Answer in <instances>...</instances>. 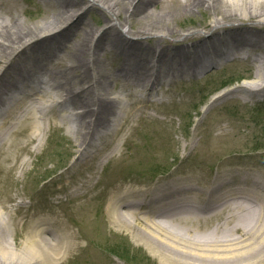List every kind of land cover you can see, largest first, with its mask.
<instances>
[{"label":"bare ground","instance_id":"bare-ground-1","mask_svg":"<svg viewBox=\"0 0 264 264\" xmlns=\"http://www.w3.org/2000/svg\"><path fill=\"white\" fill-rule=\"evenodd\" d=\"M204 12L211 20L194 24ZM242 61L253 67L254 79L204 112L219 101L264 97V0H0V147L31 121L29 144L39 147L52 126H61L74 139L75 167L117 166L124 130L140 124L147 107L177 102L174 85ZM11 146L21 150L17 141ZM168 180L143 188L106 179L111 225L162 264L264 263V205L253 201L264 200V181H236L225 172L206 185L184 171ZM81 189L73 199L84 197ZM13 200L0 196V264H65L79 250L83 236L61 213L27 215L20 202V214L12 215L6 204ZM218 217L213 227H202Z\"/></svg>","mask_w":264,"mask_h":264},{"label":"rangeland","instance_id":"rangeland-1","mask_svg":"<svg viewBox=\"0 0 264 264\" xmlns=\"http://www.w3.org/2000/svg\"><path fill=\"white\" fill-rule=\"evenodd\" d=\"M39 8V5L31 7ZM93 13V18H98L101 24L99 12ZM191 20L194 24L210 21L211 15L197 13ZM253 79V67L242 61L226 69H214L196 81L174 85L170 89L178 94L179 101L147 107L142 113L143 121L124 130L123 141L127 143L123 146L122 162L117 166L109 164L104 170L100 167L87 171L74 166L76 156L71 148L74 139L61 126L57 129L52 126L39 147L35 146L37 142L29 144L33 123L27 121L25 129L16 128L18 135H8L0 147V174L3 173L0 196L14 197L13 202L6 204L8 212L20 214L19 203L23 202L25 207L21 210L27 215L33 210L54 209L61 213L64 221L83 236L79 250L65 264H162L131 234L111 225L106 213L111 188H106L104 181L107 179L115 186L121 178L124 184L130 183L128 186L152 188L157 182H169V176L183 171L206 185L225 172L236 181L244 176L264 181V97L261 101L223 100L206 112L203 110L218 96ZM154 114L162 121H154ZM188 140L189 147L183 152L182 145ZM11 141L19 142L21 150L12 147ZM8 154L11 161L6 162ZM151 158L156 160L152 162ZM24 161L28 164L22 168ZM118 166L123 170H116ZM80 188V193L85 192L84 197L73 199V192ZM92 197L96 198L91 205L87 204ZM253 201L254 205H264L263 199ZM220 219L202 227L209 229ZM21 228L19 222L17 229ZM13 235L11 230L10 242ZM239 236L235 238L241 240ZM16 238L15 243L23 244L22 236ZM253 259L255 256L247 257L250 263L256 262Z\"/></svg>","mask_w":264,"mask_h":264},{"label":"trees","instance_id":"trees-1","mask_svg":"<svg viewBox=\"0 0 264 264\" xmlns=\"http://www.w3.org/2000/svg\"><path fill=\"white\" fill-rule=\"evenodd\" d=\"M262 138V137H261Z\"/></svg>","mask_w":264,"mask_h":264}]
</instances>
